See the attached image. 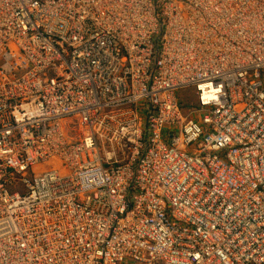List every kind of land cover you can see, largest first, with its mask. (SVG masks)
Instances as JSON below:
<instances>
[{"label": "built area", "instance_id": "1", "mask_svg": "<svg viewBox=\"0 0 264 264\" xmlns=\"http://www.w3.org/2000/svg\"><path fill=\"white\" fill-rule=\"evenodd\" d=\"M0 264H264V0H0Z\"/></svg>", "mask_w": 264, "mask_h": 264}, {"label": "bare ground", "instance_id": "2", "mask_svg": "<svg viewBox=\"0 0 264 264\" xmlns=\"http://www.w3.org/2000/svg\"><path fill=\"white\" fill-rule=\"evenodd\" d=\"M214 27V26H213ZM254 29H256V30H260L261 28H262V26L261 25H255L254 27H253ZM245 37V36H244ZM244 37H242L241 39H243ZM245 41H248L247 39H245ZM224 42V41H223ZM226 42H224L223 44H225ZM220 45V42H219V44H218V46ZM215 47H217V46H215V41H211L210 42V45H209V47H200L199 49H198V51L199 52H201V51H206V50H208V51H212L213 49H215ZM230 59H232L231 58V56H229V60ZM203 88V87H202ZM217 92L218 90L217 89H213L212 87H209V89L207 90V92H204V93H202V102H203V104H209L211 101H213L214 100V93L215 92ZM40 167V166H39ZM52 168L53 169H56L57 168V165L55 166L54 164H52ZM45 169H40L39 171H44Z\"/></svg>", "mask_w": 264, "mask_h": 264}, {"label": "rangeland", "instance_id": "3", "mask_svg": "<svg viewBox=\"0 0 264 264\" xmlns=\"http://www.w3.org/2000/svg\"><path fill=\"white\" fill-rule=\"evenodd\" d=\"M176 96L178 97L179 101L181 99L188 100L189 102H188L187 107H190V105H196L197 107H199L198 103H197V99H196L195 93H194L192 88H188V89H183L181 91H177L176 92ZM201 118H202L201 115H199L198 116L199 121L201 120ZM47 167H48L47 165L40 166V167H35V168L32 169V171H39L40 169H47Z\"/></svg>", "mask_w": 264, "mask_h": 264}, {"label": "trees", "instance_id": "4", "mask_svg": "<svg viewBox=\"0 0 264 264\" xmlns=\"http://www.w3.org/2000/svg\"><path fill=\"white\" fill-rule=\"evenodd\" d=\"M180 101L185 106L188 105V102H189L188 100H184V99H181Z\"/></svg>", "mask_w": 264, "mask_h": 264}]
</instances>
